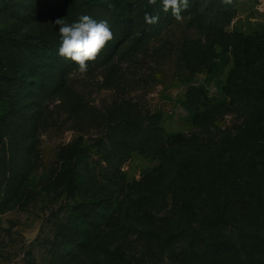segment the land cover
Listing matches in <instances>:
<instances>
[{
  "label": "rangeland",
  "instance_id": "rangeland-1",
  "mask_svg": "<svg viewBox=\"0 0 264 264\" xmlns=\"http://www.w3.org/2000/svg\"><path fill=\"white\" fill-rule=\"evenodd\" d=\"M235 8L212 46L139 2L0 0V264L264 263V0ZM82 15L131 28L84 74L55 24Z\"/></svg>",
  "mask_w": 264,
  "mask_h": 264
},
{
  "label": "trees",
  "instance_id": "trees-1",
  "mask_svg": "<svg viewBox=\"0 0 264 264\" xmlns=\"http://www.w3.org/2000/svg\"><path fill=\"white\" fill-rule=\"evenodd\" d=\"M132 3L139 2L143 5L144 10L146 12H154L157 15H159V21L160 24L163 22H166L169 18H171V13H165L162 11V4L160 0V4H158V7L155 5H150L148 3V0H129ZM237 0H231V3L225 4L222 2V0H189V7L181 13L182 16L189 15L190 18H192L193 21L198 23L199 30L207 33L208 39L211 42L212 46H215L217 44L226 46L228 42H230L232 39H239V37L243 36L241 33H227L222 30V25L228 24L233 17L236 15V8L235 3ZM201 11V12H200ZM197 12V15L195 14ZM211 15L212 19H216L219 21H224L225 23H221V25L212 24V19H208V16ZM173 18V17H172ZM153 31L156 27L155 24L149 25L145 23L143 31L149 30ZM131 28L128 26L127 22H122V24L114 25L112 27V31L115 34V39L108 44V46L103 50L101 53V58L105 57L107 53L109 52V48L112 46H115L122 38L127 35L130 32ZM141 32L139 34H141ZM211 32V33H210ZM142 40L144 39L143 36L141 37ZM186 106H188L186 104ZM189 107V106H188ZM126 130L128 132L129 137L131 138L132 142L135 144V147L138 149V151L144 155L150 156L152 155V144H153V135L150 130V128L146 127L141 121L139 120H129L126 125ZM206 196H208V199L211 202V205L215 209H220V202L215 201L212 196V192L209 190L206 192ZM228 201V200H227ZM256 201H259L257 199ZM226 203L223 204V207H226ZM222 216H225L223 214ZM193 240H198V242L205 243L206 238L202 237L201 235H194L192 236ZM222 244H224L222 242ZM194 250V249H191ZM195 251V250H194ZM210 251V250H209ZM196 253V251H195ZM199 258V256H202L201 254L196 253ZM204 255V254H203ZM211 255L208 256L211 258ZM205 256V255H204ZM260 259H249V264H257L258 262H261ZM264 264V263H261Z\"/></svg>",
  "mask_w": 264,
  "mask_h": 264
},
{
  "label": "clouds",
  "instance_id": "clouds-1",
  "mask_svg": "<svg viewBox=\"0 0 264 264\" xmlns=\"http://www.w3.org/2000/svg\"><path fill=\"white\" fill-rule=\"evenodd\" d=\"M157 0H148L150 5H155ZM229 4L231 0H222ZM162 11L171 13L176 21H182L181 13L189 7V0H161ZM109 8L113 5L109 4ZM159 15L145 13V22L153 25L159 22ZM55 24L59 26L60 46L58 55L72 61L79 73L88 71V65L96 61L103 50L115 39L106 20L96 21L88 15H82L77 22L68 24L62 18H57Z\"/></svg>",
  "mask_w": 264,
  "mask_h": 264
},
{
  "label": "water",
  "instance_id": "water-1",
  "mask_svg": "<svg viewBox=\"0 0 264 264\" xmlns=\"http://www.w3.org/2000/svg\"><path fill=\"white\" fill-rule=\"evenodd\" d=\"M26 237L30 238V237H32V234L27 233V234H26Z\"/></svg>",
  "mask_w": 264,
  "mask_h": 264
}]
</instances>
